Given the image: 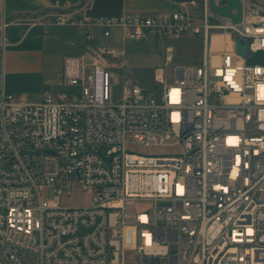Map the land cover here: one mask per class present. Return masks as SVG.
Listing matches in <instances>:
<instances>
[{"label":"built area","instance_id":"built-area-1","mask_svg":"<svg viewBox=\"0 0 264 264\" xmlns=\"http://www.w3.org/2000/svg\"><path fill=\"white\" fill-rule=\"evenodd\" d=\"M241 2L240 22L202 0L180 3H199L198 19L187 8L54 14L88 43L94 29L149 39L214 37L218 24L233 25L231 48L204 46L202 62L175 66L172 82L155 76L160 90L129 77L119 101V78L104 60L116 54L102 43L91 60L65 56L61 83L76 91L38 102L6 92L0 46V264H264V64L247 63L235 41L264 50V9H255L264 0ZM130 145L174 149L139 154ZM77 187L89 203L63 204ZM135 230L145 241H115ZM163 232L170 247L158 246Z\"/></svg>","mask_w":264,"mask_h":264},{"label":"rangeland","instance_id":"rangeland-1","mask_svg":"<svg viewBox=\"0 0 264 264\" xmlns=\"http://www.w3.org/2000/svg\"><path fill=\"white\" fill-rule=\"evenodd\" d=\"M6 1V15L10 13V0ZM36 8V7H33ZM180 8H187L194 16H199L201 6L186 4ZM264 9V6L257 5L255 9ZM12 27H8V31ZM98 43L104 44L108 49L115 51L116 55L105 54L104 59L110 66L115 76L119 78L114 90L115 100L119 101L123 92L124 82L131 78L141 85L160 90L163 82L157 80L155 76L165 77L167 82H172L174 78V67L178 63L200 64L203 59V37L198 34H189L181 38L157 37L149 39H124L119 30H114L112 37H104L98 30ZM97 43V45H98ZM42 45V43H41ZM39 46L37 43H30L28 40L22 45L13 48H25ZM45 54L43 66L30 64L22 59L14 69L4 72V87L7 93H11L17 101L38 102L44 95L66 92L72 94L76 88L64 86L61 83L58 65L54 62L62 60L65 54L81 53L84 47L79 42L74 46L63 45L49 39L43 43ZM171 47V48H170ZM172 54V59L166 61V56ZM51 62V63H50ZM55 65H54V64ZM162 72V73H159ZM106 150V146L100 148ZM129 149L139 154L165 155L174 148L164 146H129ZM51 194V193H50ZM91 193L79 187L73 189L70 195L62 196V203L67 205H77L89 203ZM135 232H125V247H133V240H136ZM132 252L129 251L128 254Z\"/></svg>","mask_w":264,"mask_h":264},{"label":"crops","instance_id":"crops-1","mask_svg":"<svg viewBox=\"0 0 264 264\" xmlns=\"http://www.w3.org/2000/svg\"><path fill=\"white\" fill-rule=\"evenodd\" d=\"M8 4L10 13L6 15L7 5L4 0L2 12L7 22L6 29L9 26L12 27L6 30L8 42L3 52L4 72L16 68L22 59L30 64L43 66L47 54L42 45L49 39H54L61 46H74L76 42H79L84 47L81 53L65 54L62 60L54 62L58 65L60 78L63 73L65 56L84 54L88 60H91V52L99 41L86 42L80 29L69 24L56 23L54 14H67L78 18L120 16L134 12L152 15L166 14L182 6L173 0H10ZM97 30L101 32L99 29H94L96 36ZM26 40L30 43H37L39 46L13 48L22 45ZM169 55L172 59V54ZM178 65L186 64L178 63Z\"/></svg>","mask_w":264,"mask_h":264},{"label":"bare ground","instance_id":"bare-ground-1","mask_svg":"<svg viewBox=\"0 0 264 264\" xmlns=\"http://www.w3.org/2000/svg\"><path fill=\"white\" fill-rule=\"evenodd\" d=\"M211 0H202V8H210ZM5 16V15H4ZM4 24L7 25L3 17V12L0 11V27ZM220 34V35H218ZM233 34V25L218 24L217 34L213 36L204 35L203 44L204 46L213 45V49L221 48H231L230 35ZM3 36V29L0 28V37ZM7 42H4V38H0L1 50L4 51ZM127 220H135V211L127 212ZM136 241H145V233L143 230H136ZM115 241H123L125 244V232L121 234H115ZM172 245V237H170V232H163V236L158 237V246L160 247H170Z\"/></svg>","mask_w":264,"mask_h":264},{"label":"water","instance_id":"water-1","mask_svg":"<svg viewBox=\"0 0 264 264\" xmlns=\"http://www.w3.org/2000/svg\"><path fill=\"white\" fill-rule=\"evenodd\" d=\"M178 3H187L192 2L195 0H173ZM226 5L223 7L217 6L215 3V0H211V5L213 10L222 16L230 17L235 22H240L242 20V2L241 0H225ZM233 9H236L237 12H232ZM236 41V48L240 55L245 56L247 55V63L253 64V63H261L264 64V50L257 51L254 53H251L249 49V42L250 40H247L246 44H244L239 38L235 39Z\"/></svg>","mask_w":264,"mask_h":264}]
</instances>
